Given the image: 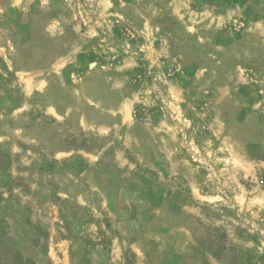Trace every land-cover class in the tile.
Returning <instances> with one entry per match:
<instances>
[{"label":"rangeland","instance_id":"374dc122","mask_svg":"<svg viewBox=\"0 0 264 264\" xmlns=\"http://www.w3.org/2000/svg\"><path fill=\"white\" fill-rule=\"evenodd\" d=\"M0 264H264V0H0Z\"/></svg>","mask_w":264,"mask_h":264},{"label":"crops","instance_id":"0c3cea01","mask_svg":"<svg viewBox=\"0 0 264 264\" xmlns=\"http://www.w3.org/2000/svg\"><path fill=\"white\" fill-rule=\"evenodd\" d=\"M16 1H19V0H16Z\"/></svg>","mask_w":264,"mask_h":264}]
</instances>
